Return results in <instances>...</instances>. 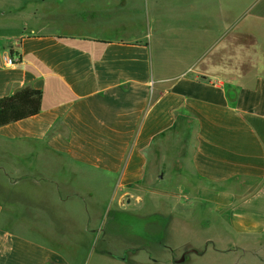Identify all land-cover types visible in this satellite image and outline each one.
Segmentation results:
<instances>
[{"label": "crops", "instance_id": "obj_1", "mask_svg": "<svg viewBox=\"0 0 264 264\" xmlns=\"http://www.w3.org/2000/svg\"><path fill=\"white\" fill-rule=\"evenodd\" d=\"M24 87L41 108L0 127V264H82L90 238L29 230H96L123 196L163 199L145 228L169 264H264V0H0V98ZM179 228L212 236L173 256Z\"/></svg>", "mask_w": 264, "mask_h": 264}, {"label": "rangeland", "instance_id": "obj_2", "mask_svg": "<svg viewBox=\"0 0 264 264\" xmlns=\"http://www.w3.org/2000/svg\"><path fill=\"white\" fill-rule=\"evenodd\" d=\"M220 4L221 6H225V1L220 2ZM232 41L233 44L230 43L229 48L235 46L236 55L246 58L249 56L253 57L255 55V53H243L244 47L247 50H255L257 39L253 36L237 31L236 36L234 39H232ZM225 44L228 45L227 39ZM138 201L139 199L137 198H130L127 196L118 197L117 199H115L114 203L109 206L107 213H105L100 219V224L97 226L98 228L96 230L92 229L86 232L83 230L69 231L68 227H65V229H61L60 227H64V225H58L53 230H29V236L38 239L39 241L43 240L45 241V243L56 241L58 245H54V247L58 248L61 252L64 253H67L69 251V246L67 245V243H72L68 240L67 237H72L73 235L68 236V233L72 234L74 232L76 234V237H80V240H82V238H90L92 241L91 247H79L78 245L73 246L75 249L83 248L81 249V253L85 259V262H83L82 264H111L109 263V261L107 262L101 259L100 251L107 250L108 252L117 254L125 248H142V250L140 251L134 249L125 251L124 257H126V255L130 253L138 256L136 257L137 262L134 263L130 261L126 264H150L144 261V259L147 258L146 255L148 254L152 255V259L157 260V262L153 264H169L168 256L171 255L170 249L165 250L162 247H157L155 245L151 246L148 243V239H153L152 236H155L156 234L153 235V231H149L148 229H146L148 228L149 223H151L150 221L153 217V212L156 206L163 205V199L158 198L154 201L153 199H151V197L145 196L142 199L141 203H137ZM185 215L186 214H184V216ZM63 216L65 217L66 215ZM199 216L201 217L203 215L200 214ZM77 217H80V215H76V218ZM77 221H79V219H76V222ZM162 232L163 231H161V233ZM165 232L167 238H169V241L171 242V245H169V247L172 250L173 256L176 255L179 250H183L187 242L197 243L202 239L212 236L211 229L202 228L197 230L192 229L188 231H183L179 228L167 230ZM161 233H159V235ZM159 235H157V237H159ZM202 252L197 251L196 253L199 254ZM191 253H193V251H185L182 254H177L176 256H174L173 259L177 261L182 255L185 254L186 256H191ZM139 257H141V260H139ZM173 264H175V262ZM182 264L214 263L212 262V259L207 258L199 262L190 260Z\"/></svg>", "mask_w": 264, "mask_h": 264}, {"label": "trees", "instance_id": "obj_3", "mask_svg": "<svg viewBox=\"0 0 264 264\" xmlns=\"http://www.w3.org/2000/svg\"><path fill=\"white\" fill-rule=\"evenodd\" d=\"M41 99V91L30 87L19 89L9 97L0 98V127L38 115Z\"/></svg>", "mask_w": 264, "mask_h": 264}, {"label": "built area", "instance_id": "obj_4", "mask_svg": "<svg viewBox=\"0 0 264 264\" xmlns=\"http://www.w3.org/2000/svg\"><path fill=\"white\" fill-rule=\"evenodd\" d=\"M3 62L7 66H14L20 62V59L17 56H13L12 54L7 53L3 56Z\"/></svg>", "mask_w": 264, "mask_h": 264}, {"label": "water", "instance_id": "obj_5", "mask_svg": "<svg viewBox=\"0 0 264 264\" xmlns=\"http://www.w3.org/2000/svg\"><path fill=\"white\" fill-rule=\"evenodd\" d=\"M193 253L196 254V251H193ZM174 262H175V264H182V263H184V262H185V254L182 255V256L180 257V259H178L177 261H174Z\"/></svg>", "mask_w": 264, "mask_h": 264}]
</instances>
